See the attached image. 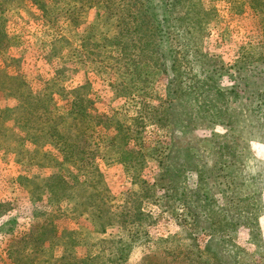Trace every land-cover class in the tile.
I'll use <instances>...</instances> for the list:
<instances>
[{"label":"rangeland","instance_id":"1","mask_svg":"<svg viewBox=\"0 0 264 264\" xmlns=\"http://www.w3.org/2000/svg\"><path fill=\"white\" fill-rule=\"evenodd\" d=\"M0 264H264V0H0Z\"/></svg>","mask_w":264,"mask_h":264}]
</instances>
